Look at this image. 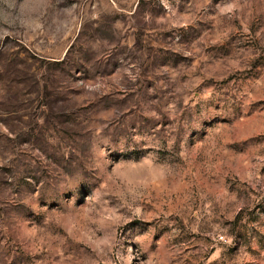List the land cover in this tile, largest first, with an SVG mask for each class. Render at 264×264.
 Segmentation results:
<instances>
[{"label": "rangeland", "instance_id": "1", "mask_svg": "<svg viewBox=\"0 0 264 264\" xmlns=\"http://www.w3.org/2000/svg\"><path fill=\"white\" fill-rule=\"evenodd\" d=\"M0 264H264V0H0Z\"/></svg>", "mask_w": 264, "mask_h": 264}]
</instances>
